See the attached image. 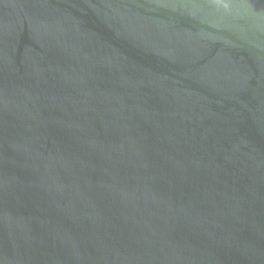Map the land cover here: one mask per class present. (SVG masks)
Returning a JSON list of instances; mask_svg holds the SVG:
<instances>
[{
  "label": "water",
  "instance_id": "1",
  "mask_svg": "<svg viewBox=\"0 0 264 264\" xmlns=\"http://www.w3.org/2000/svg\"><path fill=\"white\" fill-rule=\"evenodd\" d=\"M0 264H264V0H0Z\"/></svg>",
  "mask_w": 264,
  "mask_h": 264
}]
</instances>
